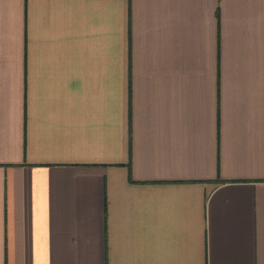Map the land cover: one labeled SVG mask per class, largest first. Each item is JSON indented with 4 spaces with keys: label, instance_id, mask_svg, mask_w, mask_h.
<instances>
[{
    "label": "crops",
    "instance_id": "1",
    "mask_svg": "<svg viewBox=\"0 0 264 264\" xmlns=\"http://www.w3.org/2000/svg\"><path fill=\"white\" fill-rule=\"evenodd\" d=\"M0 264H264V0H0Z\"/></svg>",
    "mask_w": 264,
    "mask_h": 264
}]
</instances>
